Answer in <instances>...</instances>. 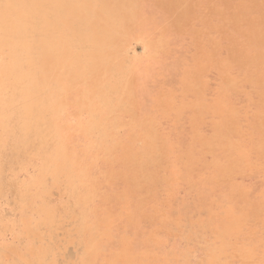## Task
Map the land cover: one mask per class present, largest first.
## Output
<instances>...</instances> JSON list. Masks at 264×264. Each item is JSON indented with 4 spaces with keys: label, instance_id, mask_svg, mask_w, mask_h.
<instances>
[{
    "label": "rangeland",
    "instance_id": "1",
    "mask_svg": "<svg viewBox=\"0 0 264 264\" xmlns=\"http://www.w3.org/2000/svg\"><path fill=\"white\" fill-rule=\"evenodd\" d=\"M91 5L82 72L12 76L0 29V264H264V0ZM57 79L26 146L7 114Z\"/></svg>",
    "mask_w": 264,
    "mask_h": 264
},
{
    "label": "bare ground",
    "instance_id": "2",
    "mask_svg": "<svg viewBox=\"0 0 264 264\" xmlns=\"http://www.w3.org/2000/svg\"><path fill=\"white\" fill-rule=\"evenodd\" d=\"M93 2L94 0H58L53 4H49L42 2V0H37L15 3V5L12 4V9L5 8L3 7L4 5L0 6V9H3L2 12H0V29H2L3 34V36L1 35V40L3 41L1 44L10 45L9 47L12 49V51H10L13 55V58H11L14 66L11 71L12 76L19 77V79L22 80V76L27 74V76L31 77L33 83L34 80H36L35 77H42L43 80L51 76L56 78L58 70L63 73L67 72V67L69 63L72 62L73 57L75 59L78 58L76 60L79 61L77 65L80 70L87 69L89 66L88 59L92 54V52H89V50L91 51L89 46L92 48L91 43L93 39V42L96 43L93 37L94 35H92L93 33L90 34L86 27L87 24H89L88 27L90 26V23H88L89 19L87 20L88 17L86 16L93 12H91L92 7L90 8ZM85 4L88 5V8L84 7ZM6 5H9V3ZM94 6L95 5H93V7ZM103 7L105 8L106 6ZM100 8V10H103L102 7ZM107 11L109 10L107 9ZM70 15H74L77 19L78 26L76 29H70L65 24V20L69 18ZM91 17H93V14ZM109 18L111 19V17ZM94 27L95 26H93V28ZM93 28L91 29L93 30ZM100 31L102 32V30ZM109 31L110 30H108V32ZM101 32L99 35H101ZM33 43H39L40 52H44L45 59L43 62H36V60L33 59L31 53V45ZM98 50L100 49L98 48ZM98 50H96V52ZM56 69L58 70L53 72ZM26 71L28 73H25ZM59 83L58 79L55 80V92L51 97V106L48 99L44 98L38 89L33 88L29 92H26L27 94L25 93L26 110L17 111V109H14L13 119L10 116V112L7 114V118L10 122L12 121L14 122L13 124L23 128L22 144L26 146L29 145L31 139H36L40 144H45L50 138L49 134L51 127L49 122H47L48 120L45 113L51 111L54 108L53 106L57 104V95L61 90ZM20 89L21 87L18 88V90Z\"/></svg>",
    "mask_w": 264,
    "mask_h": 264
}]
</instances>
